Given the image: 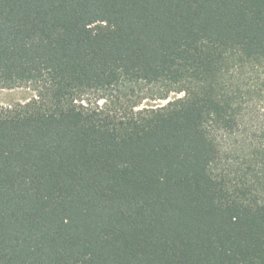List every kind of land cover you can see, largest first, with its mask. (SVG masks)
Returning a JSON list of instances; mask_svg holds the SVG:
<instances>
[{
  "label": "trees",
  "instance_id": "1",
  "mask_svg": "<svg viewBox=\"0 0 264 264\" xmlns=\"http://www.w3.org/2000/svg\"><path fill=\"white\" fill-rule=\"evenodd\" d=\"M16 88L0 264H264V0H0Z\"/></svg>",
  "mask_w": 264,
  "mask_h": 264
},
{
  "label": "rangeland",
  "instance_id": "2",
  "mask_svg": "<svg viewBox=\"0 0 264 264\" xmlns=\"http://www.w3.org/2000/svg\"><path fill=\"white\" fill-rule=\"evenodd\" d=\"M35 96L28 88L0 89V107H10L16 104L26 103ZM181 95H171V98ZM166 102V101H164Z\"/></svg>",
  "mask_w": 264,
  "mask_h": 264
}]
</instances>
